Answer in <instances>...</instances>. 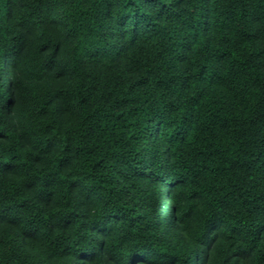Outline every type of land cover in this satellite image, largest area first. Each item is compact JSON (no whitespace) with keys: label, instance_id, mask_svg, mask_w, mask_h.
Masks as SVG:
<instances>
[{"label":"clouds","instance_id":"obj_1","mask_svg":"<svg viewBox=\"0 0 264 264\" xmlns=\"http://www.w3.org/2000/svg\"><path fill=\"white\" fill-rule=\"evenodd\" d=\"M0 264H264V0H0Z\"/></svg>","mask_w":264,"mask_h":264}]
</instances>
